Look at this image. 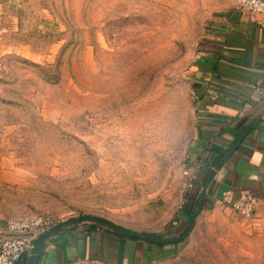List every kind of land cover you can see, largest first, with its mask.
Here are the masks:
<instances>
[{
    "label": "rangeland",
    "instance_id": "1",
    "mask_svg": "<svg viewBox=\"0 0 264 264\" xmlns=\"http://www.w3.org/2000/svg\"><path fill=\"white\" fill-rule=\"evenodd\" d=\"M221 2L0 0V223L167 235L188 190L195 47ZM157 264H264V205L196 214Z\"/></svg>",
    "mask_w": 264,
    "mask_h": 264
},
{
    "label": "crops",
    "instance_id": "2",
    "mask_svg": "<svg viewBox=\"0 0 264 264\" xmlns=\"http://www.w3.org/2000/svg\"><path fill=\"white\" fill-rule=\"evenodd\" d=\"M233 3L222 0L195 47L190 82L194 132L186 167L192 187L167 235L157 236L184 234L198 208V214L223 209L225 190L251 193L257 207L264 205V15L243 12ZM181 241L157 244L83 222L47 239L36 264H157L170 258Z\"/></svg>",
    "mask_w": 264,
    "mask_h": 264
},
{
    "label": "built area",
    "instance_id": "3",
    "mask_svg": "<svg viewBox=\"0 0 264 264\" xmlns=\"http://www.w3.org/2000/svg\"><path fill=\"white\" fill-rule=\"evenodd\" d=\"M234 7L243 12L264 15V0H234ZM188 189L192 187V173L186 170ZM221 206L241 218L250 219L257 207V198L251 193L235 194L225 190L220 197ZM61 220L44 216L25 214L8 220L0 227V264H16L23 255L31 254L35 241L43 234L56 228Z\"/></svg>",
    "mask_w": 264,
    "mask_h": 264
},
{
    "label": "water",
    "instance_id": "4",
    "mask_svg": "<svg viewBox=\"0 0 264 264\" xmlns=\"http://www.w3.org/2000/svg\"><path fill=\"white\" fill-rule=\"evenodd\" d=\"M249 129H250V127L246 128L241 133L240 137L235 141V143L232 146L230 151H232L236 147V145L242 140V138L246 135V133L249 131ZM199 209L200 208H198L195 215L198 214ZM195 215L190 220L189 226H188L186 232H184V234H181L178 236H172V237H161V236L148 235V234L137 233V232L128 231V230H124V229H119L116 226L110 225L108 223H103L102 221H99L97 218H94V217H81L79 219H72V220H69L67 222H62L59 226H57L56 228H54V229L50 230L49 232L43 234L42 236H40L35 241L34 248L30 254V260H29L28 264H36L43 243L47 239L56 235L63 227H66V226L80 224L83 222H94V223H99V224L111 227L113 229H116L117 231H119L120 233H122L123 235L128 236V237H133V238H137V239H141V240L151 241V242H155L157 244H170V243H174V242L184 238V236L187 234V232L191 229V227L193 225Z\"/></svg>",
    "mask_w": 264,
    "mask_h": 264
},
{
    "label": "trees",
    "instance_id": "5",
    "mask_svg": "<svg viewBox=\"0 0 264 264\" xmlns=\"http://www.w3.org/2000/svg\"><path fill=\"white\" fill-rule=\"evenodd\" d=\"M29 260H30V258L28 256V254H25L22 256V258L16 264H28Z\"/></svg>",
    "mask_w": 264,
    "mask_h": 264
}]
</instances>
